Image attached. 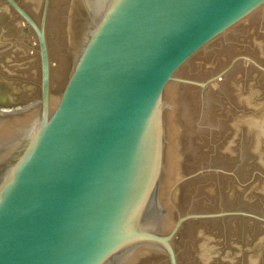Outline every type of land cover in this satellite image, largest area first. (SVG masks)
Returning a JSON list of instances; mask_svg holds the SVG:
<instances>
[{"label":"water","instance_id":"obj_1","mask_svg":"<svg viewBox=\"0 0 264 264\" xmlns=\"http://www.w3.org/2000/svg\"><path fill=\"white\" fill-rule=\"evenodd\" d=\"M264 73V0H219Z\"/></svg>","mask_w":264,"mask_h":264}]
</instances>
